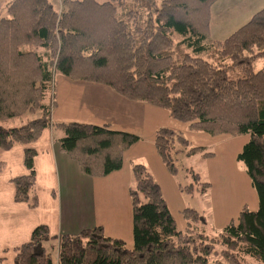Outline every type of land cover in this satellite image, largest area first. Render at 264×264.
Returning <instances> with one entry per match:
<instances>
[{"label":"trees","instance_id":"trees-1","mask_svg":"<svg viewBox=\"0 0 264 264\" xmlns=\"http://www.w3.org/2000/svg\"><path fill=\"white\" fill-rule=\"evenodd\" d=\"M216 1L12 0L6 6L0 15V148L25 146L29 174L13 179L17 203L39 204L33 144L45 130L60 129L61 150L98 178L121 170L124 153L140 140L110 124L54 123L57 73L166 110L211 136L249 135L238 160L259 198L258 210L244 208L218 236L190 227L180 232L161 185L144 164L133 163L132 248L102 226L58 237L40 224L16 247L12 264H264V66L254 69L255 60L264 59V7L225 40H214ZM27 115L33 117L24 124L6 126ZM176 139L189 148L172 128L154 136L171 173ZM184 212L201 219L195 210ZM215 254L222 259L212 261Z\"/></svg>","mask_w":264,"mask_h":264},{"label":"crops","instance_id":"crops-1","mask_svg":"<svg viewBox=\"0 0 264 264\" xmlns=\"http://www.w3.org/2000/svg\"><path fill=\"white\" fill-rule=\"evenodd\" d=\"M254 3H258L259 7L253 14L264 7V0H254ZM69 93L79 98L76 116L71 115L69 107L55 108L54 123L110 124L119 131L135 134L144 131L139 117L141 114H150V105L127 100L107 86L66 77L62 81V99ZM157 126L167 127L152 126L150 135L153 141ZM60 131L56 128L47 129L33 144L38 153L35 159V192L39 204L35 208L27 203H17L14 198L16 188L13 179L29 174L24 164L25 146L16 145L8 150L0 148V244L3 247L13 245L15 249L31 239L38 225L46 224L52 235L58 237L64 233L78 234L86 228L102 226L107 236L120 238L129 248L132 247L133 221L129 189L133 187L135 179L131 168L133 163L128 158L130 149L124 153L121 170L101 178L91 177L81 170L77 161L61 150L60 138L63 134ZM150 146L158 156L154 144ZM122 180L124 184L117 185L115 191L112 183ZM104 181L107 182L106 186L102 183ZM97 182L101 186H97ZM120 197H125V201ZM125 229L126 236L122 234H126Z\"/></svg>","mask_w":264,"mask_h":264},{"label":"rangeland","instance_id":"rangeland-1","mask_svg":"<svg viewBox=\"0 0 264 264\" xmlns=\"http://www.w3.org/2000/svg\"><path fill=\"white\" fill-rule=\"evenodd\" d=\"M11 2L12 0H0V15L3 13L6 15V6ZM55 5L58 6L57 3ZM257 7L259 5L254 3V0H217L213 9L210 36H213L214 40H225L250 20ZM263 66L264 59L255 60V70L258 71ZM64 79L66 76L57 73L55 90L50 99L51 105L55 100V105H52V118L55 108L69 107L72 116H76L75 112L78 110L79 98L77 99L76 95L69 93L62 99L61 89ZM150 107V114L140 113L139 121L144 126V131L139 134L133 133L140 140L130 148L128 158L132 163L144 164L156 182L161 185L180 232H186L190 227L196 232L215 237L225 226L236 219L244 208L252 211L258 210V193L252 186L244 163L238 160V155L249 141V135L211 136L190 128L188 123L173 119L166 110ZM32 117L27 115L11 119L6 123V126L24 124ZM155 125L172 128L189 141L187 149H184L177 139L173 145L175 173L169 172L162 160L151 150L150 145L154 144L151 137L152 126ZM159 128L160 126H157V130ZM60 133L63 134L62 131ZM196 147L202 148L201 151L189 154V150ZM205 154L211 155L205 156ZM195 175H198L199 178ZM124 182L122 180L112 183L114 190L116 191V186H122ZM102 183L107 185L106 181ZM97 186H101V183L97 182ZM133 186H135V182ZM120 199L125 201V197H120ZM188 209L197 211L201 215V219L195 222L186 218L184 211ZM125 233L122 234L126 236L127 229H125ZM3 246L0 244V258H3L0 259V264H12L16 248L14 249L13 245ZM216 250L219 252L221 246L216 245ZM52 254L56 258V252H52ZM210 259L212 261L220 260L222 257L215 254Z\"/></svg>","mask_w":264,"mask_h":264}]
</instances>
